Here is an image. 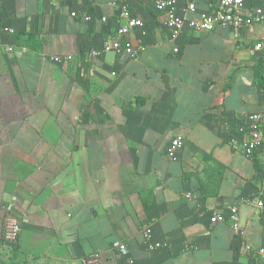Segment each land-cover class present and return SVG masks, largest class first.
<instances>
[{"label":"crops","instance_id":"0c3cea01","mask_svg":"<svg viewBox=\"0 0 264 264\" xmlns=\"http://www.w3.org/2000/svg\"><path fill=\"white\" fill-rule=\"evenodd\" d=\"M153 2L128 0L148 29L141 55L93 58L119 36L120 0H0V264H84L93 253L101 264H248L230 224L210 222L234 205L245 240L264 246V163L245 156L239 130L264 113L254 51L263 27L176 42ZM176 136L185 146L171 159ZM10 220L21 227L15 241L5 239ZM145 225L171 248L147 250ZM187 241L199 248L183 251Z\"/></svg>","mask_w":264,"mask_h":264},{"label":"built area","instance_id":"2783aa9c","mask_svg":"<svg viewBox=\"0 0 264 264\" xmlns=\"http://www.w3.org/2000/svg\"><path fill=\"white\" fill-rule=\"evenodd\" d=\"M52 4L61 3L65 0H46ZM84 1V0H74ZM120 16L125 23L118 29L119 36L105 40L100 49H91L90 56L99 58L105 53L116 52L126 54L129 57H138L146 50V44L143 37L147 34L145 22L135 16L129 7L128 0H120ZM181 0H154V10L165 15L164 25L169 32L173 41L183 39L188 33L210 32L217 27H233L241 29L248 25L260 24L263 31L254 45V51L264 64V4L263 0H186V6H180ZM202 1L209 6L207 10H199L197 2ZM186 13L196 14L193 18L186 17ZM76 16L75 12L71 13ZM106 21V17H101ZM139 32L137 39L129 38L131 33ZM5 43L0 40V47ZM8 51L12 48L7 47ZM174 53L180 52V46L177 44ZM65 59H72L71 56ZM55 62H60V57H54ZM239 130L245 134L242 141V150L248 158H259L264 163V113H250L246 116L244 122L240 125ZM185 139L181 136L173 137L166 145V155L174 159L183 150ZM190 196V194H188ZM256 206L264 212V171L259 175L258 189L255 195ZM210 222L216 224L219 222H228L234 235L240 243V250L243 253L251 255L252 261L248 264H264V246L254 247L244 238L245 230L241 224L239 208L237 205L231 206L226 211L215 212L210 216ZM21 227L15 220H10L7 224L5 239L15 241L20 234ZM142 242L147 250L156 252L160 250H169L171 244L167 240L156 239L152 227L145 225L142 227ZM124 255L128 252V246L121 241H115L112 245ZM199 246L195 241L184 243L183 251L198 249ZM84 264H101V253H93L85 257Z\"/></svg>","mask_w":264,"mask_h":264}]
</instances>
